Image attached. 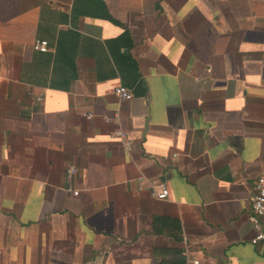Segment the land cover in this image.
I'll return each mask as SVG.
<instances>
[{
	"label": "crops",
	"instance_id": "crops-1",
	"mask_svg": "<svg viewBox=\"0 0 264 264\" xmlns=\"http://www.w3.org/2000/svg\"><path fill=\"white\" fill-rule=\"evenodd\" d=\"M261 175L264 0H0V264H264Z\"/></svg>",
	"mask_w": 264,
	"mask_h": 264
},
{
	"label": "built area",
	"instance_id": "built-area-1",
	"mask_svg": "<svg viewBox=\"0 0 264 264\" xmlns=\"http://www.w3.org/2000/svg\"><path fill=\"white\" fill-rule=\"evenodd\" d=\"M48 41L45 39H35L33 42V48L36 51L45 52L48 50ZM114 95L120 100H127L133 96L131 90L127 89L122 85H117L113 89ZM40 99V98H39ZM87 117H91L92 114H86ZM113 137H116L124 142V144L129 147L130 142L125 134V132L117 128L114 130ZM76 172V168L74 166H70L67 169V176L71 177ZM146 179L138 178V190H144L147 188L146 186ZM254 194L251 198V211L249 214V220L252 224V228L255 231V235L252 238V243H257L260 240L264 239V229L262 227L261 219L264 218V176H259L254 180ZM151 189V194L153 197L164 200L168 197L169 190L165 183H160L154 186L152 183L149 182V187ZM74 195H77V191L72 192ZM183 253L185 255L184 264H200V260L189 252L187 245L184 246Z\"/></svg>",
	"mask_w": 264,
	"mask_h": 264
},
{
	"label": "trees",
	"instance_id": "trees-1",
	"mask_svg": "<svg viewBox=\"0 0 264 264\" xmlns=\"http://www.w3.org/2000/svg\"><path fill=\"white\" fill-rule=\"evenodd\" d=\"M153 232L156 234H167L177 240L181 238V227L178 219L154 217ZM176 258L171 261L161 262L160 264H183V259L179 250L173 251Z\"/></svg>",
	"mask_w": 264,
	"mask_h": 264
}]
</instances>
